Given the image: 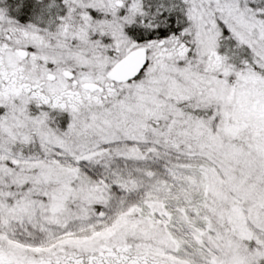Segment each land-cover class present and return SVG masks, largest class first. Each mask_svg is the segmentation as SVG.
Returning <instances> with one entry per match:
<instances>
[{
  "label": "snow or ice",
  "instance_id": "6c2138e0",
  "mask_svg": "<svg viewBox=\"0 0 264 264\" xmlns=\"http://www.w3.org/2000/svg\"><path fill=\"white\" fill-rule=\"evenodd\" d=\"M0 264H264V0H0Z\"/></svg>",
  "mask_w": 264,
  "mask_h": 264
}]
</instances>
